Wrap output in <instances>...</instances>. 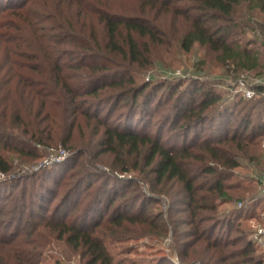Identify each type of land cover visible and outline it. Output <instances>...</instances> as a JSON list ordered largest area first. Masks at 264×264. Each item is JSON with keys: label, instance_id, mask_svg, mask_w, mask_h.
I'll return each instance as SVG.
<instances>
[{"label": "trees", "instance_id": "16d2710c", "mask_svg": "<svg viewBox=\"0 0 264 264\" xmlns=\"http://www.w3.org/2000/svg\"><path fill=\"white\" fill-rule=\"evenodd\" d=\"M6 2L0 0V12L7 11L0 20V173L12 170L15 153L37 155L38 144L77 147L80 158L0 179V201L10 205L4 216L17 220L0 236V244L12 249L0 251V264H36L42 242L34 239L41 236L47 243L46 231L79 250L82 264H122L107 242L122 240L126 225H146L161 236L170 229L182 264H264V252H257L251 230L242 226L264 205V150L257 152L264 137V82L253 84L251 97H224L209 82L170 78L137 83L134 76L151 65L155 47L187 52L195 43L214 51L221 63L256 69L262 65L260 50L237 40L242 17H236V10L246 4L248 11L264 14V0ZM157 111L162 113L154 123L158 128L149 132L150 114ZM165 127L168 138L181 140L179 145L163 140ZM105 153L122 171L142 164L145 178L154 175L151 189L171 196L169 211L186 216L145 213L147 199L160 201L149 195L141 198L139 211L132 210L141 195L125 198L128 184L117 193L114 186L123 180L88 159ZM240 167L250 178L260 172L251 178L258 192L246 199L229 193L244 194L241 180H232ZM34 175L43 178L22 182ZM97 175L100 183H85ZM49 177L54 184L47 182ZM173 183L178 184L175 191L168 187ZM61 187L66 190L59 207L44 214ZM77 192L85 195L61 210ZM117 197L124 200L116 202ZM225 200H238L240 206L221 213L219 203ZM123 203L130 210L121 212ZM103 205L107 219L89 220Z\"/></svg>", "mask_w": 264, "mask_h": 264}, {"label": "rangeland", "instance_id": "374dc122", "mask_svg": "<svg viewBox=\"0 0 264 264\" xmlns=\"http://www.w3.org/2000/svg\"><path fill=\"white\" fill-rule=\"evenodd\" d=\"M38 1L39 3H41L44 0ZM49 2L50 1H47L46 5L50 6ZM5 4H7L6 0ZM31 5H33V7H37V5L39 4L37 2L36 4L32 3ZM6 14L7 11H4V13L0 12V20L5 18L4 15ZM237 15L242 17V24L240 26V30L238 31L239 35L237 36V40L242 44L253 46L254 49L260 50L259 58L260 63H262L261 66L257 67L254 70L248 71L242 70L232 63H221L219 62V60H217L216 53L214 51L208 49L206 46H201L198 43H195L187 52L181 51L176 46L169 47L167 49H164V47L161 46H157L154 48L153 62L148 67L141 69V71L134 74L135 81L137 83H141L178 78L189 82L190 79H193L198 80L201 83L209 82L224 97H231L232 95H234V93L243 95L246 88H251L253 84L257 82H264V45H262L261 42L262 30H264V14H262L257 9L248 11L246 4H243L237 8L236 17ZM3 50V45L1 46L0 44V59L3 58ZM161 114V111H157V113L154 112L152 115L150 114L152 123L148 122V125L146 127L149 132H153L154 130H156V127L158 128V123H154L156 121V118L160 117ZM89 129L90 128L85 129L87 134L89 132ZM163 134H165L163 140L167 142L169 141V144H180V139L167 137L171 134V132L168 131L166 127L163 129ZM190 138L191 137L187 138V141H189ZM258 148L257 152H260L261 149L264 150V137L259 139ZM37 149L38 154L35 156L18 155L17 153H15L11 158L13 160L14 167L7 174L0 173V179L4 181L15 179L21 176H27L28 174L39 172L40 169L44 168L45 166H49L55 163L64 162L66 163V165H70L72 160L69 159H73L74 157H76L77 159L80 158L78 154L80 151L79 149H77V147L64 146L60 143L57 145L49 146L38 144ZM59 150H62V153L59 152L61 153L60 157L58 159L51 160V153L58 152ZM91 151V154L94 153V150ZM86 157V155H81L82 159H86ZM88 159L92 163L96 162L101 172L105 171L107 174H111L113 176H116L118 179L123 180L121 182L117 181L114 186L116 189H119V191L117 190V193L120 194L124 189V184H128L127 187H125L128 188L125 190V198H129L130 200V198L132 199V197L136 198L137 196L141 195L135 206L132 207V210L139 211L141 198H143V196L145 195H149L160 199V201L150 202L147 199L148 204L146 205L145 213L151 214V216L153 217L160 215L167 219L169 216L176 218H184L186 216V213L184 212L176 213L175 211H169L171 205V196L164 192L156 193L151 189V180L152 178H154V175L149 174L148 178H145L144 176L148 172H146L147 168H144L142 164L137 166V168L131 167V165L129 166L131 167L130 170L122 171L120 170V167L113 166V163H115L113 162V156L108 153L102 154L98 157H89ZM240 161L242 165H245L246 160L240 159ZM139 162L141 161L139 160ZM247 172L248 171L245 168L240 167L235 169V176L232 180H241V184L243 185L241 189L245 195L242 192L240 195V191L238 192L237 190H231L229 191V193L232 195V197L245 196L246 199L258 192L256 191V188H253V180L255 179L251 178L252 176H254L253 178H256V176H258L260 172H254L252 175H250L251 178L246 175L249 174ZM262 172H264V170H262ZM97 176L98 177L94 176L85 179V183L88 180L94 181L95 184L100 183L102 177H100L99 175ZM40 178L34 175L30 179L23 178L22 182H26L29 185L33 181L38 182ZM48 180L47 182L49 184H54L51 177H49ZM130 180H135V182L132 185H129ZM111 185L112 181L109 182L107 188L110 189L112 187ZM168 187H170L171 190L175 191L178 187V184L173 183L170 184V186L168 184ZM8 190H10V188ZM11 190H14L12 192H17L18 189L14 187ZM65 190V187L57 189L55 199L47 203L46 206L48 207V211H44V214L51 213L54 210V206L59 207V204L62 202V194ZM7 192L8 191H6V193ZM109 192L112 193V191L110 190ZM71 195L72 196L69 198V202L66 205H63L64 207L62 206L61 210L70 206L72 199L74 200L80 196L79 199L81 200L85 195V192L84 194L77 192L72 193ZM119 200L124 199L123 197H117L116 202H118ZM238 204V200L221 201V203H219L218 210L221 213L228 214L237 206H239ZM9 207L10 205H6L4 203V200L0 201V209L2 210L3 214L2 217L0 215V220H2V222H0V236L6 230L11 229L12 226H8L10 221L13 225L17 222V220H13L14 216L10 217V214H6L4 216V212L8 210ZM111 209L112 206L108 209L109 214L112 212ZM128 210H130L129 207H124L123 203L120 211L127 212ZM104 213L105 210L103 205L100 206L97 212L90 214L89 220H91V218L98 219L101 216L103 220H106L108 215H105ZM20 226H25V222L22 221ZM242 226L251 230L248 236L254 240L257 246V252H264V205L261 204L260 207L255 210L253 217L243 220ZM125 227L129 228V231L123 232L124 236L122 240L114 239L110 242H107L109 251L114 255V258L116 260H120L122 264H182V259L179 256L180 247L178 246V243L175 242L170 229L165 235L161 236L154 231L150 232L146 225H126ZM43 231H46V229H42V232ZM43 234L44 236H46L44 232ZM46 234L49 235V241L47 243L43 244V238L41 239V236H36L37 238L34 239L36 242H42L40 246H37V252L39 253V256L37 257L38 261L36 262V264L83 263L84 259L81 256L79 250H74L73 248H71V246L65 243L64 239H58L54 236V234L50 235L48 231H46ZM260 236H262L261 239H259ZM27 246L30 247L31 245L28 244ZM0 251L4 253L12 252V249L3 244H0ZM189 264L201 263L199 260H194Z\"/></svg>", "mask_w": 264, "mask_h": 264}, {"label": "built area", "instance_id": "2783aa9c", "mask_svg": "<svg viewBox=\"0 0 264 264\" xmlns=\"http://www.w3.org/2000/svg\"><path fill=\"white\" fill-rule=\"evenodd\" d=\"M253 95V90L251 88H246L244 91V96L245 97H251ZM62 153V150H59L58 152L51 153V160L58 159ZM2 174V173H1ZM240 206V203L238 204Z\"/></svg>", "mask_w": 264, "mask_h": 264}]
</instances>
